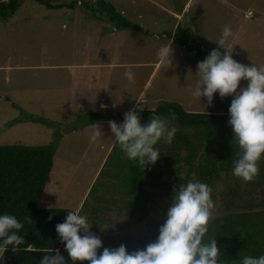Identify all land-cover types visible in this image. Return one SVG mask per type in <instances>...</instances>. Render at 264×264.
<instances>
[{"label": "rangeland", "instance_id": "374dc122", "mask_svg": "<svg viewBox=\"0 0 264 264\" xmlns=\"http://www.w3.org/2000/svg\"><path fill=\"white\" fill-rule=\"evenodd\" d=\"M105 1L140 25L143 32L115 30L107 21L97 19L99 13H91L81 0H63L66 5L60 9L24 0L10 20L0 22V129L17 120L0 130V145L55 143L51 181L39 208L79 210L99 179L101 189H95L88 199L89 208L95 206L105 183L115 190L102 194L97 218L86 212L93 223L91 231L103 240L118 245L131 242L130 246L139 249L144 247L143 241L158 235L170 203L165 198L156 206L148 201L144 218L139 217L140 210L131 217L123 207L126 198L118 191L121 180L111 177L119 152L104 167L115 143L108 118L122 121L123 113L137 100L148 108L175 102L188 111L213 110V104L208 106L204 97L201 101L193 98L187 87L195 84L196 77L189 70L195 74L200 59L175 43L171 46L174 60L169 65L157 59L156 50L167 44L165 36L180 24L191 43L210 52L218 47L212 40L229 25L233 58L243 64L264 65V0ZM161 32L165 35L157 37ZM125 66H131L134 81L123 76ZM101 103L108 109H101ZM26 116L41 117L52 125L26 121ZM91 123L101 126L102 134H97L95 141L90 140ZM183 131L189 136L194 133L193 129ZM258 169L250 181L233 176L231 169L211 188L215 210L210 221L227 212L226 201L234 197L229 193L233 188L239 195L234 200L243 208L231 212L264 210V157L258 161Z\"/></svg>", "mask_w": 264, "mask_h": 264}, {"label": "trees", "instance_id": "16d2710c", "mask_svg": "<svg viewBox=\"0 0 264 264\" xmlns=\"http://www.w3.org/2000/svg\"><path fill=\"white\" fill-rule=\"evenodd\" d=\"M23 1L0 2V22L10 20ZM35 1L49 9H60L66 5L63 0ZM91 1L81 0V3L91 13L96 14L97 11L99 14L96 18L107 21L115 30L143 32L140 25L126 19L122 13L115 9L113 4L105 0H93L95 2L93 5ZM172 31L173 28L166 37L178 43L196 58L202 60L209 53L191 43L180 24H177L174 32ZM161 33L165 35L164 32ZM231 99V96L222 99L218 94H214V108L206 112L188 111L181 104L175 102H162L156 108H148L142 104L144 107L140 113L142 121L147 120L151 115H159L170 124L178 125L181 130L176 132L172 143L161 141L156 145L161 151V155L155 164L149 165L144 170L137 162L127 159L120 149L117 150L119 147L115 143L113 144L104 167L106 168L119 152V161L114 165L112 169L114 173L111 177L121 180V189L118 191L120 194H124L123 197L126 199L122 204L130 212L131 217L140 210L139 217L144 218L148 201L156 206L159 205V200L163 201L165 198L170 203L175 184L186 182L189 179H198L214 188L215 184L231 171L232 160L235 158L234 148L230 143L233 132L227 123ZM99 114L97 117L101 118ZM110 119L108 118V120ZM25 120L52 125L51 122L41 117L26 116ZM16 122L17 120H13L0 130H4ZM184 129H193V135L189 136L183 131ZM58 135L57 132L55 137ZM55 154V143L40 146L0 145V213L14 214L21 221L25 217H30V222L24 224L20 235L24 237L26 243H31L34 249L33 251L15 253L9 249L0 255V261H2L0 264H39L43 253L52 249H59L68 260V264H73L68 259L64 245L55 230V225L62 222L67 211L72 209L39 208L40 199L51 181ZM103 172L104 170L100 177ZM98 183L99 179L94 182L88 192L89 196L78 210L80 214L84 215L91 211L93 219L97 218L100 205L103 203L102 194L105 195V192L110 189L115 190L105 186V183L102 194L99 192L97 195L95 206L89 208L87 206L88 199L99 187ZM150 191L151 197L149 196ZM160 191H164V195ZM229 193L234 197L239 196L238 189L235 188L230 189ZM234 197H229L226 201L230 211L227 210L225 214L209 221V231L206 234V237H215L217 240L218 247L221 249L222 264H238L240 254L252 256L264 254V210L231 212L233 208H238V210L243 208L242 205H237ZM155 238L146 240L147 242L143 241L142 246L154 241ZM101 240L103 247L119 246L106 239ZM121 243L125 244L130 251L136 249L135 246H130L131 242ZM101 251L102 248L98 249V254ZM75 264H88V261H76Z\"/></svg>", "mask_w": 264, "mask_h": 264}, {"label": "clouds", "instance_id": "9594fccd", "mask_svg": "<svg viewBox=\"0 0 264 264\" xmlns=\"http://www.w3.org/2000/svg\"><path fill=\"white\" fill-rule=\"evenodd\" d=\"M214 41L213 48L197 61L195 84H187L193 98L204 97L207 105L213 104L214 94L220 98L231 96L228 107L234 148L232 175L250 181L258 173V161L264 157V65L243 64L233 58L232 29L223 26ZM223 49V52L220 51ZM159 61L172 65L174 50L170 44H162L156 50ZM188 73V74H189ZM123 76L130 82L135 75L131 66H125ZM247 81L241 85V81ZM204 105V104H203ZM115 107V104L112 105ZM205 106V105H204ZM102 109L108 105L101 103ZM144 107L140 101L123 113V120H108L107 125L115 144L123 155L137 162L143 170L155 164L161 155L156 145L163 141L172 143L177 129L159 115H151L142 121ZM94 129L90 140L102 134L100 124L91 123ZM211 187L198 179H189L173 186L171 202L165 219L158 227L155 240L143 248L129 250L121 243L117 247H103L101 238L91 231L92 224L79 211H67L62 222L55 225L59 240L64 245L73 264L88 261V264H222L221 249L215 237H206L208 224L214 214L215 202ZM9 213H0V255L11 250L33 251L20 235L26 222ZM102 251L98 254L97 250ZM2 262V261H0ZM238 264H264V254L241 255ZM39 264H68L59 251L52 249L39 259Z\"/></svg>", "mask_w": 264, "mask_h": 264}, {"label": "crops", "instance_id": "0c3cea01", "mask_svg": "<svg viewBox=\"0 0 264 264\" xmlns=\"http://www.w3.org/2000/svg\"><path fill=\"white\" fill-rule=\"evenodd\" d=\"M171 15H172V14H171ZM249 15H251V12H249ZM175 16H176V14L173 15L174 18H175ZM161 34H162V33H160V35H159V33H158L157 37H158V36H161ZM162 36H164V35L162 34ZM165 38L167 39V44H170V42H171V46L175 44V42H174L172 39H169V38L166 37V36H165ZM99 109H100V108H99ZM101 109H102V108H101ZM107 109H108V108H107ZM103 162H104V161H103ZM75 211H78V210L75 209Z\"/></svg>", "mask_w": 264, "mask_h": 264}]
</instances>
